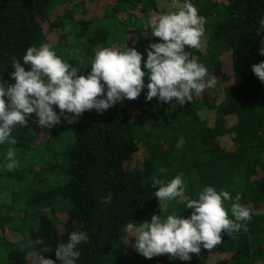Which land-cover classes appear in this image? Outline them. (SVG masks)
Here are the masks:
<instances>
[{"label":"trees","instance_id":"obj_1","mask_svg":"<svg viewBox=\"0 0 264 264\" xmlns=\"http://www.w3.org/2000/svg\"><path fill=\"white\" fill-rule=\"evenodd\" d=\"M190 2L206 18V31L201 48L186 52L217 77V86L184 105L157 98L146 102L145 88L136 100H124L102 114L86 111L72 123L62 116L45 134L38 132L35 114L29 116L27 127L13 131L17 144L0 145V264H38L39 256L55 260L56 246L66 243L72 231H85L89 237L78 246L76 264H264V83L251 71L264 61L259 55L264 0ZM58 3L0 0V83H15L10 78L13 58L22 63L28 47L45 44L87 75L98 47H113L109 31L91 25L119 24L132 17L146 29L127 32L115 47H135L146 60L148 45L160 42L151 36L147 21L173 10L171 0H112L113 6L100 16H91L95 8L86 10L83 21L74 22L81 29L77 37L85 36L82 51L76 60H66V54L60 55L65 35L57 36L61 43L49 44L46 37L57 28L63 33L59 20L48 21ZM69 13L62 20L76 21ZM77 25L69 22L68 30L74 32ZM10 147L19 164L12 171L6 168ZM181 173L185 198H197L206 186L227 190L233 199L239 193L252 219L246 231L222 234L220 245L211 251L201 248L189 261L167 255L146 259L135 251L134 240L127 241L124 229L153 214L189 217L185 198L158 201L154 193L159 186L152 187L154 175L168 182ZM22 186L30 196L20 202L19 196L27 195ZM109 193L111 201L104 203ZM230 205L225 202L231 218ZM40 238L43 245L28 246Z\"/></svg>","mask_w":264,"mask_h":264},{"label":"clouds","instance_id":"obj_2","mask_svg":"<svg viewBox=\"0 0 264 264\" xmlns=\"http://www.w3.org/2000/svg\"><path fill=\"white\" fill-rule=\"evenodd\" d=\"M172 11L153 15L147 24L151 36L159 43H151L143 58L135 47H98L90 64V71L83 75L56 54L49 45L39 48L30 46L20 60L13 58L10 78L12 85L0 83V145H16L13 131L17 126L27 127V118L33 114L42 128H51L60 123L61 117L69 123L78 120L86 111L102 114L124 100H136L146 88V102L153 98L179 105L190 103L207 89L215 88L217 77L196 59H190L187 49L199 50L205 35L206 18L190 0H171ZM260 24L264 27V19ZM259 55L264 56V40ZM27 66L28 70H25ZM251 71L264 83V61L252 65ZM147 76L148 83L145 84ZM59 109V114L54 107ZM65 113H70L69 118ZM6 168L16 169L19 164L16 150L8 148ZM160 173L165 172L161 168ZM158 189L154 195L158 201L168 202L185 198L183 173L165 182L159 176L152 177V187ZM185 209L191 215L169 214L162 218L153 214L150 220L127 223L124 231L134 240L135 251L146 259L167 255L172 259L189 261L190 254L200 255L201 248L211 251L222 240V234L231 235L247 230L252 219L251 211L240 203L241 194L235 198L229 191H217L206 186L197 198H185ZM111 201V193L103 199ZM231 201L229 209L225 202ZM83 228V225H80ZM89 240L85 231H72L66 243H59L55 260L38 257V264H76L80 257L78 246ZM43 245L40 238L29 241ZM45 251H51L48 248Z\"/></svg>","mask_w":264,"mask_h":264},{"label":"rangeland","instance_id":"obj_3","mask_svg":"<svg viewBox=\"0 0 264 264\" xmlns=\"http://www.w3.org/2000/svg\"><path fill=\"white\" fill-rule=\"evenodd\" d=\"M74 5L73 2L71 0H59V3L54 5V7L52 8V10L50 11V13H48L49 15V20L48 21H58L61 22L63 24V33L60 31V29H54L55 33L50 34L47 37V41H50V43H53V40H57L59 41V43H61V40L58 39V35L60 34H64L65 35V45L63 51L60 52V55L66 54V60H76L80 54V52L82 51V47L83 44L85 42V36L82 35L80 37H77V34L80 33L81 29L80 26H78L76 23L78 21H83L84 18V13L86 12V10H90L91 8H95L97 9L96 12H93V14L91 16H100L101 12H104L105 10L109 11V8L113 6L112 0H104L102 2H100L99 0H83V4H79L80 0H74ZM79 4V5H77ZM84 4H86L87 6L85 7ZM77 5V6H76ZM70 10V15L72 17V19H76L75 20H71V19H64L62 20V18H64L63 13L66 12L68 13ZM69 15V16H70ZM127 16V14H126ZM133 18L130 19H126L125 21H123L122 23L116 24V23H110L107 25H91L90 29H94V28H98V27H105V29H107L110 33V40L112 41V46L115 47L118 44H122L123 43V37L124 35L136 28H141V29H146L145 25L143 22L140 21H133ZM69 22L72 23V26L77 25V27L75 28L74 32L68 30V25ZM76 22V23H74ZM145 34H149L146 31H144ZM143 32V33H144ZM73 34H76L75 36ZM128 35L131 37L133 36V32L128 33ZM51 38H53L51 40ZM60 45V44H58ZM53 50V49H52ZM59 53V51H56V54ZM62 59H64V57H61ZM39 133L45 134L47 131V128H42L40 126H38L37 128ZM34 142H31V145H33ZM44 184V182L41 183V185H37V186H33L30 190L34 191V189H39L42 185ZM22 190H24V186H22ZM25 191V190H24ZM25 193H27L26 196L20 197V202L21 200L24 201L28 196H30L29 194V190L27 188V191H25ZM10 197V196H9ZM26 197V198H25ZM10 201V200H9ZM12 239L16 240L15 237H11ZM130 240L127 238V241Z\"/></svg>","mask_w":264,"mask_h":264}]
</instances>
